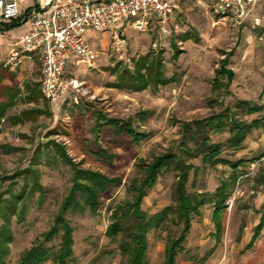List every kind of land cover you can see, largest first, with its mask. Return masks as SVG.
Returning <instances> with one entry per match:
<instances>
[{
    "label": "rangeland",
    "instance_id": "rangeland-1",
    "mask_svg": "<svg viewBox=\"0 0 264 264\" xmlns=\"http://www.w3.org/2000/svg\"><path fill=\"white\" fill-rule=\"evenodd\" d=\"M214 3V0H182L171 22L163 27L151 23L145 31H137L126 25L127 29L120 30L121 42L117 46L113 45L115 39L109 31L89 33L90 41L98 45V57L91 67L68 66L66 78H76L79 86L68 90L64 103L51 109L40 94L37 102L21 98L11 107L10 115L35 107L45 112L16 124L1 119L2 198L9 199L18 192L24 178H30L29 171L19 173L33 162L41 186L16 201L8 224L10 241L5 264H18L28 249L42 241L50 251L59 247L61 229L48 241H44V236L71 186V167L50 141L62 146L79 168L118 179L95 210L84 207L65 213L73 239L68 264H123L119 236L111 239L106 230L113 208L131 199L128 187L139 174L136 167L139 159L150 160L168 150L181 152L177 147L183 122L217 114H233L238 121L264 118V0H257L248 14L240 18L218 13ZM256 17L260 18L258 22L254 21ZM151 52L160 55L163 75L171 81L141 91L108 86L116 79L111 67L120 65V70L126 67L133 71L134 60ZM225 58L234 77L229 87L215 88V78L226 82L224 75L216 73ZM39 75L36 60L28 81L38 83ZM2 84L5 85L3 81ZM21 84L28 82L23 80ZM239 100L250 101L262 110L247 113L238 107ZM98 113L129 120L135 130L148 136L133 142L126 134L113 132L110 126L97 128ZM207 134L210 142L223 144L220 157L230 163L209 165L203 164L200 157L189 159L194 166L189 172L187 190L213 193L224 180L231 185V195L221 215L219 238L211 203L206 202L199 214H193L176 264H264V228L252 246L247 247L264 214V128L250 131L235 149L225 145L229 136L226 124L208 130ZM106 154L113 155L111 161L105 160ZM235 162L238 166L233 171L231 164ZM174 181L175 172L163 169L143 198L142 210L152 215L173 204ZM178 229L170 224L147 232L146 264H163L165 238Z\"/></svg>",
    "mask_w": 264,
    "mask_h": 264
},
{
    "label": "trees",
    "instance_id": "trees-1",
    "mask_svg": "<svg viewBox=\"0 0 264 264\" xmlns=\"http://www.w3.org/2000/svg\"><path fill=\"white\" fill-rule=\"evenodd\" d=\"M29 9L30 7L26 9L25 13ZM18 23V21H11L4 28H11ZM174 51L173 56L176 58L178 51L177 49ZM227 60L228 58L222 59L220 67L216 71L218 75L225 76L226 82L221 83L215 78L213 83L215 88L221 86L229 87L231 84L234 72L226 67ZM162 64L160 55H155L151 52L134 60L133 71L126 67L120 70V65L111 67L110 70L116 73V79L109 83L108 86L133 91H141L146 88L156 89L160 83L166 84L171 81V79H167L163 75ZM5 78H10L12 83L3 85L2 81ZM0 85V132L2 130V118H5L9 124H16L30 119L33 114L45 112L43 109L35 107L22 109L15 115L9 114L11 107L21 98L26 102L38 101L40 92L37 90V83L33 85L34 87H30L29 84L23 85V89L28 91L27 94H23L18 83L14 81L13 74L8 73L3 68L2 70L0 69ZM238 107L244 108L247 113H255L262 110L261 106H254L252 102L247 100H239ZM144 112H141V114ZM95 123L97 128L99 126H110L113 132L119 135L126 134L133 142H138L148 136V133L135 130L129 120L107 117L98 113ZM225 124L229 133L225 145L235 149L239 148L250 131L264 128V118L238 121L233 114H217L183 122L181 126L182 138L177 147L181 152L168 150L154 155L150 160L139 159L136 163L139 174L134 177L128 187L131 192V199L113 208L111 222L106 230V235L111 239L119 236L118 247L125 258L123 264H146L147 232L154 228H167L170 224L177 225L179 229L175 234L168 233L165 238L163 264H176V256L183 249V243L191 228V218L194 213H200V207L206 202L212 204V220L215 223V233L217 238L220 237L222 231L221 215L226 207V201L231 195L230 183L222 180L213 193H208L189 192L187 190V182L190 169L194 166L189 159L200 157V161L203 164L209 165L220 161L230 163L227 159L220 157L223 144L210 142L207 134L208 130L221 128ZM50 143L53 144L63 161L71 167V186L63 197L59 210L54 217L52 227L44 236V241H48L61 229L59 247L54 251H50L49 248L43 246V241L39 242L24 253L18 264H42L48 260H51L52 264H68V259L72 252L73 239L72 227L65 219V213L69 210H81L84 207H88L91 211L95 210L101 205V198L109 196L111 188L116 185L118 180L117 178L108 177L100 171L79 168L65 153L62 146L54 141H50ZM189 144L192 145L193 149L188 147ZM102 151L104 153V150ZM112 156V154H106L105 160L107 162L111 161ZM32 164L34 162L26 170L19 173L23 174L29 171L30 178H24V182L16 194L11 195L9 199L2 198V194H0V220H4L0 223V264H5L4 258L9 251L7 245L10 241L8 224L11 215L16 209V201L24 199L27 193H31L36 188L41 189L36 180V172ZM231 165L234 171L237 169L238 162ZM163 169H172L175 172V181L173 183L174 202L162 210L148 215L142 210L141 203L148 191L156 183ZM29 180L31 182L30 185ZM262 228H264V214H261L247 247L252 246Z\"/></svg>",
    "mask_w": 264,
    "mask_h": 264
},
{
    "label": "built area",
    "instance_id": "built-area-1",
    "mask_svg": "<svg viewBox=\"0 0 264 264\" xmlns=\"http://www.w3.org/2000/svg\"><path fill=\"white\" fill-rule=\"evenodd\" d=\"M26 0H0V29L19 17ZM182 0H39L25 16L28 30L11 41L2 67L14 69L24 60L38 57V90L51 109L64 103L69 89L77 88L76 78H66L68 66H93L99 50L88 33L114 32L126 24L145 31L151 23L163 27L171 22ZM257 0H214L216 11L240 18ZM260 18H254L258 22Z\"/></svg>",
    "mask_w": 264,
    "mask_h": 264
},
{
    "label": "crops",
    "instance_id": "crops-1",
    "mask_svg": "<svg viewBox=\"0 0 264 264\" xmlns=\"http://www.w3.org/2000/svg\"><path fill=\"white\" fill-rule=\"evenodd\" d=\"M38 1L39 0H26L23 3H21L19 6V11H20L19 17L17 19L12 20V21H18L19 23L16 26H13L11 28H4V26H7V24L11 23V21H9V22H5L3 24V26L1 27V29H0V69L1 70L3 69L2 60L5 57L6 53L9 51V49L11 48V41H12L13 37H16V36L26 32L28 30V24L25 20V16L27 14V13H25L26 9H28L32 5H35ZM127 27H129V26L127 25ZM123 29H127L126 24H120L118 26V29H117L118 37L120 35L119 34L120 30H123ZM110 34H111L112 39L114 40V37H113L114 32H110ZM87 37H88V35H87ZM90 38L88 37L89 40H90ZM103 42H104V40H102V43ZM114 42L115 41L112 42L114 46H117V44H119V43H114ZM95 45L98 48V45L97 44H95ZM36 60L38 61V57L36 55H34L31 60H24L20 65H18L14 69H6L11 74L15 73V76H14L15 80L14 81H16L18 83V85L22 91L24 90L23 84H21V82L23 80L25 82H28L30 87H34L33 86L34 84L32 82L30 83L28 81V79H29L28 77L32 78V71L34 70V63ZM38 71H39V69H38ZM3 82L5 85H10L12 83V80L10 78H5L3 80ZM37 90H38V85H37ZM24 91H25L24 93H26V94L28 93L27 90H24Z\"/></svg>",
    "mask_w": 264,
    "mask_h": 264
}]
</instances>
